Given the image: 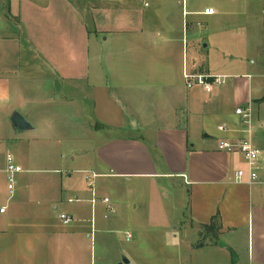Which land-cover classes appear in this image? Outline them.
<instances>
[{"label": "crops", "instance_id": "1", "mask_svg": "<svg viewBox=\"0 0 264 264\" xmlns=\"http://www.w3.org/2000/svg\"><path fill=\"white\" fill-rule=\"evenodd\" d=\"M185 70L231 80L190 90ZM152 99L169 110L153 115ZM129 129L154 134L105 137ZM75 130L97 175L178 181L190 264H264V155L249 186L243 156L218 149L250 139L264 154V0H0V173L9 147L19 163L20 145Z\"/></svg>", "mask_w": 264, "mask_h": 264}, {"label": "rangeland", "instance_id": "2", "mask_svg": "<svg viewBox=\"0 0 264 264\" xmlns=\"http://www.w3.org/2000/svg\"><path fill=\"white\" fill-rule=\"evenodd\" d=\"M8 27L12 29L9 23ZM225 95L231 100L229 92ZM164 101L152 99L147 108L153 115L169 110ZM119 108L121 114L127 109L123 104ZM77 131L66 132L60 138L62 144L39 137L38 132L27 133L39 140L20 145L22 161L16 162L24 173L16 178L13 196L7 174L0 173V209H7L5 215L0 214V264H177L181 254L185 258L180 264H190L189 252L177 249L184 240L190 241L193 228L189 212L183 215L187 196L178 181L152 183L102 175L94 179L93 157H88L86 140ZM111 133L154 134L129 129L106 132L105 137ZM9 150L15 157L14 148ZM93 190L98 199L97 192L110 204L98 203L94 211L90 204ZM70 198L81 201L69 204ZM56 205L59 209H54ZM60 214L74 221L66 226ZM78 215L86 221L78 222Z\"/></svg>", "mask_w": 264, "mask_h": 264}, {"label": "built area", "instance_id": "3", "mask_svg": "<svg viewBox=\"0 0 264 264\" xmlns=\"http://www.w3.org/2000/svg\"><path fill=\"white\" fill-rule=\"evenodd\" d=\"M204 14L206 15H213L214 9H206ZM186 87L188 89H195V88H201L207 93H213L216 89H219L223 87L226 82L230 79L229 76H223V75H214V74H192L188 72V70L184 71L183 74ZM237 115L241 116L243 118V121L245 125L250 124V118H251V110H245L244 108H240L237 110ZM220 131H225L226 128L220 127ZM218 149L222 152H228V153H239L243 156L245 163H246V169L240 170L236 174V181L240 184H246L249 186L255 185L259 181V171L261 170V159L263 157V151L257 148L250 139H243L240 142H229V141H222L219 143ZM7 159V167H6V173H7V179H8V189L13 196L15 186H16V178L19 174H22L24 172L23 168L17 164H15L14 157L8 153L6 155ZM99 175L93 174V178H98ZM87 179H90V177H86ZM81 200L78 198L76 200L70 199L68 200L69 204L78 203ZM103 204L109 205L110 200L108 198H104L102 200ZM90 203L92 204L93 210L95 209L98 198L93 190L92 192V199L90 200ZM111 213H115V210L111 207H109ZM6 211V207L1 209V213H4ZM60 221L64 225H70L73 222V218L71 216H68L66 214H60L59 215ZM132 235L127 234V238L131 239Z\"/></svg>", "mask_w": 264, "mask_h": 264}, {"label": "water", "instance_id": "4", "mask_svg": "<svg viewBox=\"0 0 264 264\" xmlns=\"http://www.w3.org/2000/svg\"><path fill=\"white\" fill-rule=\"evenodd\" d=\"M11 122L17 132H26L32 129L30 123L18 113L13 115Z\"/></svg>", "mask_w": 264, "mask_h": 264}]
</instances>
